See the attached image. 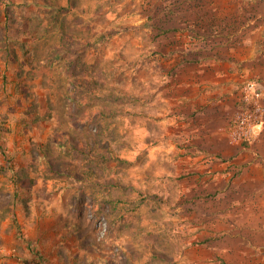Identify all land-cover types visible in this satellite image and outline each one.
Here are the masks:
<instances>
[{
	"label": "rangeland",
	"instance_id": "1",
	"mask_svg": "<svg viewBox=\"0 0 264 264\" xmlns=\"http://www.w3.org/2000/svg\"><path fill=\"white\" fill-rule=\"evenodd\" d=\"M247 81L264 0H0V264H264Z\"/></svg>",
	"mask_w": 264,
	"mask_h": 264
},
{
	"label": "built area",
	"instance_id": "2",
	"mask_svg": "<svg viewBox=\"0 0 264 264\" xmlns=\"http://www.w3.org/2000/svg\"><path fill=\"white\" fill-rule=\"evenodd\" d=\"M242 102L247 107L241 110L231 122L229 127L230 137L235 142H251L258 135L260 115L263 108L257 102V90L252 81H247L241 88Z\"/></svg>",
	"mask_w": 264,
	"mask_h": 264
},
{
	"label": "crops",
	"instance_id": "3",
	"mask_svg": "<svg viewBox=\"0 0 264 264\" xmlns=\"http://www.w3.org/2000/svg\"><path fill=\"white\" fill-rule=\"evenodd\" d=\"M253 43H255L254 39L252 40V42L250 43V45L252 46ZM261 124L262 125L264 124V120H263V122ZM263 137H264V127H263ZM263 145L260 144V150H261L262 154L264 155V146ZM261 179H262V177H261ZM215 255H216V252L215 253L213 252V256H215ZM211 256H212V254H211Z\"/></svg>",
	"mask_w": 264,
	"mask_h": 264
},
{
	"label": "trees",
	"instance_id": "4",
	"mask_svg": "<svg viewBox=\"0 0 264 264\" xmlns=\"http://www.w3.org/2000/svg\"><path fill=\"white\" fill-rule=\"evenodd\" d=\"M241 109H244V108H246L247 106H246V104L243 102L242 103V105L241 106H239Z\"/></svg>",
	"mask_w": 264,
	"mask_h": 264
}]
</instances>
